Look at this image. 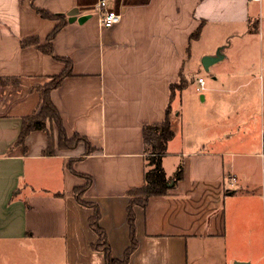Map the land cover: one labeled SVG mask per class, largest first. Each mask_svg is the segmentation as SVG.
Segmentation results:
<instances>
[{"label":"crops","instance_id":"crops-1","mask_svg":"<svg viewBox=\"0 0 264 264\" xmlns=\"http://www.w3.org/2000/svg\"><path fill=\"white\" fill-rule=\"evenodd\" d=\"M97 1L0 0V264H30L31 243L45 237L62 238L64 264H104L90 248L92 209L73 197L85 179L70 161L90 178L82 199L99 208L111 255L121 259L127 192L143 184L142 127L162 122L167 106L174 136L161 165L167 178L181 165L182 179L168 196L133 207L137 247L127 264H264V62L257 58L264 0H108L122 13L109 29L98 23ZM31 5L76 18L52 41L72 71L50 99L67 136L85 138L90 154L83 143L59 149L55 137L45 156L43 131L15 144L22 118L39 108L37 88L64 68L20 46L28 37L45 44L56 23ZM220 47L223 58L197 91L201 59ZM179 78L187 86L169 100ZM41 200L58 209L57 233L41 232ZM32 255L41 259L40 251Z\"/></svg>","mask_w":264,"mask_h":264},{"label":"trees","instance_id":"trees-1","mask_svg":"<svg viewBox=\"0 0 264 264\" xmlns=\"http://www.w3.org/2000/svg\"><path fill=\"white\" fill-rule=\"evenodd\" d=\"M35 13L41 18L55 21L53 29L47 34L45 44H41L37 37H28L20 42V46L31 47L39 50L45 55L50 56L53 60L58 61L64 65L63 71L52 77L47 83L37 88L39 94L40 105L39 108L32 114L25 116L21 120V128L16 145H22L25 138L31 132L43 131L47 134L49 144L43 155L51 156L52 150V136L50 129L52 125L57 129V146L59 149H74L79 143L85 145V153L90 154L93 149L90 147L87 140L77 134H74L72 139L65 137V130L63 128L61 118L58 111L54 107L50 99V92L57 88L62 80L71 75L72 64L69 59L55 56L52 49V41L54 40L60 29L68 23V17L64 14H47L44 10L36 8L31 5ZM83 21V19H81ZM200 29H196L189 40L197 39L199 37ZM187 86V81L179 78L178 83L169 86L170 99L177 90H183ZM170 110L167 106L165 112V119L160 123L147 124L142 127V141L143 153L145 155V171L143 176V184L135 189L127 192L129 201L126 208V222L129 229V246L125 249L121 259H115L111 255L110 246L107 240L105 231L99 225L101 217L99 208L92 203L85 202L82 199L84 191L88 188L91 180L87 176L75 174L71 167V161L67 164V168L74 174L85 179V184L81 187L73 189V197L75 201L84 207L92 209L91 216L87 219L88 227L96 235V241L91 244L90 248L93 251H98L103 254L104 264H127L130 255L137 247L135 239V215L133 207L139 206L144 208L148 199L156 196H168V192L173 189L176 184L182 179V167L178 165L172 177L167 178L161 165V160L166 154L167 144L173 138L174 131L169 119ZM49 127H48V126ZM171 184V187H169Z\"/></svg>","mask_w":264,"mask_h":264},{"label":"rangeland","instance_id":"rangeland-1","mask_svg":"<svg viewBox=\"0 0 264 264\" xmlns=\"http://www.w3.org/2000/svg\"><path fill=\"white\" fill-rule=\"evenodd\" d=\"M257 22L254 21H249V29H251V32H255L257 30ZM259 37H257L256 40V44L258 42ZM260 39L262 41L261 43V47H260V53H257V58L258 59H263L264 62V33L260 35ZM205 45H198V47L195 45V48L197 47V49H195V51L200 50L201 48H203ZM258 46V45H257ZM199 75L204 79L205 84L208 83V81L210 80V75L207 74L206 72L202 70H200ZM197 80V76L194 78V81L196 82ZM174 106V104H173ZM169 119L172 122V114L169 115ZM48 126V125H47ZM49 127V126H48ZM52 129H50V135L52 136V138L56 137V141H57V129L55 128L54 125H52L51 127ZM74 136V134L71 137H68L66 132H65V137L69 140L72 139ZM167 151V149H166ZM49 204L47 202H43L41 200V220H46V219H50V220H56V223L54 222V227H47L45 228V226H43V220L41 223V232H43L45 235L47 233H49V231L53 233H57L61 226V224L59 223V212L58 209L56 208L54 209L53 207H48ZM61 229V228H60ZM62 238L60 237H56L54 240H49L46 237L42 238L39 244H34L31 243V258L33 259L31 261L30 264H32V262H39V264H64V257H63V243L60 242ZM37 251L41 252V259L37 260L36 258H33L32 253H36Z\"/></svg>","mask_w":264,"mask_h":264},{"label":"built area","instance_id":"built-area-1","mask_svg":"<svg viewBox=\"0 0 264 264\" xmlns=\"http://www.w3.org/2000/svg\"><path fill=\"white\" fill-rule=\"evenodd\" d=\"M254 2H259L260 0H252ZM95 12L97 15L98 23L101 27L109 29L113 26L119 24L122 19V13L120 10L115 9L113 5H110L108 0H98L95 4ZM197 91H202L205 88V82L203 78H197ZM264 155V149L261 156ZM231 183L234 179L231 178Z\"/></svg>","mask_w":264,"mask_h":264},{"label":"water","instance_id":"water-1","mask_svg":"<svg viewBox=\"0 0 264 264\" xmlns=\"http://www.w3.org/2000/svg\"><path fill=\"white\" fill-rule=\"evenodd\" d=\"M76 20L75 17H70L68 19V22H74ZM80 21V20H79ZM222 47L218 48L215 52L214 55L211 56H204L200 63H201V67L203 69L204 72L208 73L209 72V68L211 66H213L214 64L218 63L222 58ZM169 187H171V184H169Z\"/></svg>","mask_w":264,"mask_h":264}]
</instances>
